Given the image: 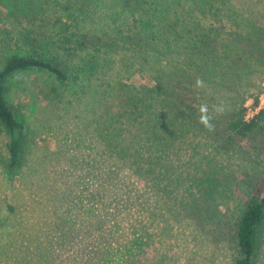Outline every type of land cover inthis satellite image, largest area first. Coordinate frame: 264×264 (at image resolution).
I'll list each match as a JSON object with an SVG mask.
<instances>
[{
	"label": "rangeland",
	"instance_id": "374dc122",
	"mask_svg": "<svg viewBox=\"0 0 264 264\" xmlns=\"http://www.w3.org/2000/svg\"><path fill=\"white\" fill-rule=\"evenodd\" d=\"M141 2L0 0V68L36 56L69 79L5 83L26 139L8 170L0 126V264L234 263L237 222L264 184V117L246 137L225 126L264 109V0H151L209 26L203 48L195 32L184 48L161 35Z\"/></svg>",
	"mask_w": 264,
	"mask_h": 264
},
{
	"label": "trees",
	"instance_id": "16d2710c",
	"mask_svg": "<svg viewBox=\"0 0 264 264\" xmlns=\"http://www.w3.org/2000/svg\"><path fill=\"white\" fill-rule=\"evenodd\" d=\"M141 8L144 13L156 18L157 29L161 35L172 37L173 41L178 42L182 48L187 46L188 40L192 39L190 34L197 33L200 37L198 41L201 47L206 45L209 39V26H203L195 21V19L178 18L176 10L166 11L160 5H152L151 0H142ZM219 37L215 42L219 41ZM211 39H209L210 41ZM208 41V42H209ZM203 44V45H202ZM264 45H256L253 57L260 60L264 56ZM181 53L174 55L176 61L181 58ZM173 61H175L173 59ZM37 70L53 76L61 85L68 82L67 72L64 66L42 59L36 56H12L5 60L0 68V126L4 129L6 135V165L8 170L17 167L20 161V151L22 144L26 139V131L24 125L19 122L5 99V83L15 73ZM75 81V80H73ZM258 98L254 97L252 109L258 107ZM246 109L241 107L237 111L229 114L226 120L225 130L238 137H246L252 133L259 122L264 117V109L260 110L251 119L245 118ZM264 217V184L261 189L256 191L248 201V205L239 218L235 229V244L237 249V257L233 264H254V257L257 246L258 232Z\"/></svg>",
	"mask_w": 264,
	"mask_h": 264
},
{
	"label": "clouds",
	"instance_id": "9594fccd",
	"mask_svg": "<svg viewBox=\"0 0 264 264\" xmlns=\"http://www.w3.org/2000/svg\"><path fill=\"white\" fill-rule=\"evenodd\" d=\"M197 86H202V81L197 80L196 81ZM200 116H199V122L204 125L205 127L211 128V125L209 123L210 117L208 115V109L206 105H202L199 109Z\"/></svg>",
	"mask_w": 264,
	"mask_h": 264
}]
</instances>
